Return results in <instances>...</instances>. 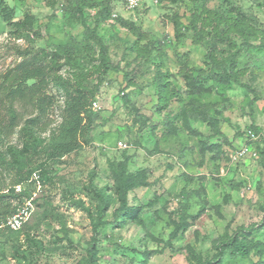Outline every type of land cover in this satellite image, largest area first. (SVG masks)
<instances>
[{"label":"rangeland","instance_id":"1","mask_svg":"<svg viewBox=\"0 0 264 264\" xmlns=\"http://www.w3.org/2000/svg\"><path fill=\"white\" fill-rule=\"evenodd\" d=\"M261 1L264 3V0H206L209 7L223 12L241 7L256 20V25L264 28V4L258 5ZM7 3L14 9L15 18H22L24 13L34 15L31 33L36 31L37 35L33 41L27 36L16 39L0 18V74L18 62L20 51L26 48L59 53L68 48L77 60L63 67L65 76L93 63L91 57L97 55L95 44L85 26L73 19L74 1L7 0ZM94 3L95 7L87 10L86 25L89 29L96 28L115 69L106 73L96 95L101 109L96 112L92 141L50 163L53 179L50 183L41 185L33 181L16 186V191L25 189L29 196L13 199L18 202L16 211L23 217L22 224L13 229L18 231L0 232V264H81L92 243L99 264H142L143 253L148 250L153 253L144 264H194L190 249L203 260L215 259L217 243L225 231L234 235L241 225L256 224L262 229L252 236L264 237V143L249 142L256 156L238 160L229 157L247 143L244 131L250 124L260 127L264 135V50L242 46L237 55L238 66L247 69L242 80L250 89L233 85L225 94L213 90L196 100L201 106L210 107L219 120L222 137L215 136L210 142L222 143L223 155L214 160L210 153L200 155L197 137L189 135L182 128L181 117L176 116L192 103L186 97L180 69L185 64L208 68L204 59L212 40L203 37L195 42L193 33L187 30L176 37L173 17L180 16L186 24L191 10L199 7L201 0H181L176 4L146 0L147 4L134 9H127L124 0H94ZM105 4L111 8L110 17L95 22L96 13ZM118 18L135 24L144 36L138 46L146 45L151 50L149 56L136 57L130 50L136 37L116 22ZM251 42L258 43L255 39ZM216 53L221 57L224 52L218 49ZM161 61L160 71L169 75L173 87L182 94V100L174 98L166 109L158 103L155 79L156 66ZM95 82L96 79L86 81L89 86ZM58 113V109L51 112L53 125L59 122ZM172 126L181 128L177 135L167 133ZM194 126L204 135L210 134L205 123L197 122ZM119 141L127 143V147H119ZM124 155L129 156L130 172L143 169L148 174L149 185L135 188L128 195L130 205L142 206V224L118 226L110 208L107 222L94 231L87 213L74 206L72 198L90 205L82 189L89 173L95 172L94 182L99 187H110L108 161ZM10 178L6 176L7 183ZM184 188L190 193L188 215L199 211L201 214L195 219L190 217L188 226L174 236L179 195ZM35 197H40L37 202L44 203L46 215L32 203ZM34 241L40 244L37 246ZM13 242L17 243V250ZM258 259L257 253L251 251L246 259L233 258L224 264H254Z\"/></svg>","mask_w":264,"mask_h":264},{"label":"trees","instance_id":"2","mask_svg":"<svg viewBox=\"0 0 264 264\" xmlns=\"http://www.w3.org/2000/svg\"><path fill=\"white\" fill-rule=\"evenodd\" d=\"M72 1L75 2L72 9L73 19L85 26L89 39L95 44L97 55L91 57L93 63L89 67L65 76L62 73L63 67L77 60L76 55L68 48L62 53L26 48L19 53L21 59L0 74V232L2 233L18 231L7 226L6 220L16 211L18 202L14 203V200H22V197L29 196L25 189L16 191V186L33 181L41 185L50 183L53 181L50 163L78 151L92 141L91 131L96 125L97 113L92 110L91 102L96 99L106 73L115 69L106 45L96 33V28L89 29L86 25V13L87 10L95 7L94 0ZM180 1L157 0V4L164 2L176 4ZM263 4V1L258 3L261 6ZM110 10L109 4H105L96 13L95 22L108 19L111 15ZM0 18L7 24L9 34L16 39L27 36L33 41L37 35L36 31L31 33L34 15L24 13L22 18H15L14 9L7 0H0ZM253 19L243 12L241 7H231L223 12L209 7L206 0H201L200 6L191 10L186 24L181 21L180 16L173 17L176 37L179 38L183 34L182 31L187 30L193 33L195 42L202 41L203 37L212 40V45L204 59L208 68H193L185 64L180 69L186 97L192 103L183 107L176 116L181 117L182 128L189 135L197 137L201 156L210 153L211 158L215 160L223 155V144L210 142L215 136L222 137V132L218 126L217 114L213 113L210 107L196 103V100L213 90L225 94V91L233 85L250 89L242 80L247 74V69L239 67L236 58L242 46L264 50V28L256 25V20ZM116 22L136 37L130 46L135 56L145 58L149 56L151 50L146 45L138 46V42L143 40L144 36L135 24L122 18H118ZM238 39L240 42L237 41ZM251 39L257 40L258 43L253 44ZM221 44L225 47L220 48ZM218 49L224 52L221 57L216 53ZM156 67L158 103L161 108L166 109L174 98L182 100V94L173 87L169 75L160 71L162 61ZM89 79H96L93 86L87 85L86 81ZM208 80H211V83L207 84ZM55 109L59 110L60 119L53 125L51 112ZM197 122L205 123L210 129V134L204 135L198 130L194 126ZM246 129H252L259 134L257 143L260 140L264 143V135L260 127L250 124ZM180 130L181 128L172 126L167 133L177 135ZM12 136L15 137L14 140L11 139ZM128 161L127 155L119 160L108 161L112 179L110 187L107 185L99 187L94 182L95 172L89 173V178L82 185V189L90 205H85L81 199L72 198V204L87 213L94 231L107 222L106 216L110 208H113V222L116 225L142 224V206L130 205L128 195L135 188L149 185L148 174L143 169L130 172ZM6 176L11 177L8 183ZM179 196L180 210L178 221L174 223V236L188 226L190 217L195 219L201 214L199 211L195 215H188L190 193L186 188L181 190ZM39 198L32 199V203L42 208V213L46 215L44 203L37 202ZM262 225L264 226V221ZM261 229L258 225L252 224L248 227L241 225L234 235H229L225 231L217 243L215 259L203 260L190 249L191 257L195 260L194 264H224L233 258L246 259L251 251L259 256L254 264H264V237L258 239L252 236ZM34 242L37 246L40 244ZM15 244L17 245L15 242L12 243L17 250ZM151 253L153 251L149 250L143 253L144 263ZM81 264H99L94 243L88 247Z\"/></svg>","mask_w":264,"mask_h":264},{"label":"built area","instance_id":"3","mask_svg":"<svg viewBox=\"0 0 264 264\" xmlns=\"http://www.w3.org/2000/svg\"><path fill=\"white\" fill-rule=\"evenodd\" d=\"M125 1V7L127 9H134L142 4H147L146 0H124ZM152 3L157 4V0H151ZM113 16H116L113 14ZM91 108L94 111H99L101 109V104L98 99H94L91 102ZM244 139L247 141L246 144H243V146H240L237 150H234L230 153V158L232 160L236 159H242L246 156H256L257 153L254 151L249 142L251 141H257L259 139V134L255 133L252 129H246L244 132ZM119 147L126 148L127 143L119 141L118 142ZM19 210L15 211L12 215H10L6 220V225H8L12 229H18L20 228L22 224V215L18 212Z\"/></svg>","mask_w":264,"mask_h":264}]
</instances>
